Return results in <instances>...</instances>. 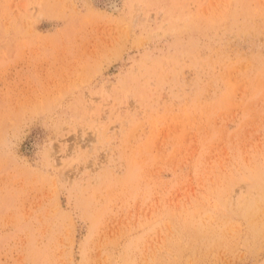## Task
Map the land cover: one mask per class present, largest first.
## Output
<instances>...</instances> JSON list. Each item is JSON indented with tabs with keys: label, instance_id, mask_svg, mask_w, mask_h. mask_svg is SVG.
<instances>
[{
	"label": "rangeland",
	"instance_id": "rangeland-1",
	"mask_svg": "<svg viewBox=\"0 0 264 264\" xmlns=\"http://www.w3.org/2000/svg\"><path fill=\"white\" fill-rule=\"evenodd\" d=\"M0 264H264V0H0Z\"/></svg>",
	"mask_w": 264,
	"mask_h": 264
}]
</instances>
